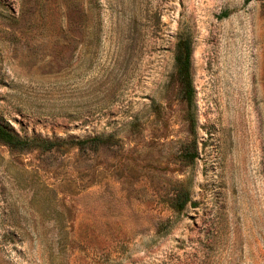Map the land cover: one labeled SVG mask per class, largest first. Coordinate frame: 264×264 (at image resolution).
<instances>
[{
  "label": "rangeland",
  "instance_id": "374dc122",
  "mask_svg": "<svg viewBox=\"0 0 264 264\" xmlns=\"http://www.w3.org/2000/svg\"><path fill=\"white\" fill-rule=\"evenodd\" d=\"M0 123V264H264V0H0Z\"/></svg>",
  "mask_w": 264,
  "mask_h": 264
},
{
  "label": "trees",
  "instance_id": "16d2710c",
  "mask_svg": "<svg viewBox=\"0 0 264 264\" xmlns=\"http://www.w3.org/2000/svg\"><path fill=\"white\" fill-rule=\"evenodd\" d=\"M179 74H180V77L184 79L183 82H184V85L186 86L185 93L187 97L190 98L192 94V87H191L190 77H189V51L187 47L185 49L184 58L183 59L180 58L179 60ZM95 139L96 138H92L90 140L86 139V140H82L78 142L80 144H83V143H87L88 141H94ZM0 141L9 146L20 147V148L28 146L29 144L28 139L18 137L13 132L5 128L1 123H0ZM46 142L49 148H51L53 145L56 144L54 142H48V141H45L43 143H46Z\"/></svg>",
  "mask_w": 264,
  "mask_h": 264
}]
</instances>
